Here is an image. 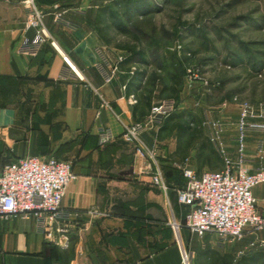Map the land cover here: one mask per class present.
Here are the masks:
<instances>
[{
    "label": "crops",
    "instance_id": "1",
    "mask_svg": "<svg viewBox=\"0 0 264 264\" xmlns=\"http://www.w3.org/2000/svg\"><path fill=\"white\" fill-rule=\"evenodd\" d=\"M23 1L0 0V171L29 156L56 158L71 161L77 179L62 202L69 214L62 224L68 230V247L47 243L32 215L0 217V264H182L181 245L191 249L194 239L201 256L206 249L203 239L216 234L200 238L183 227L179 244L169 225L173 216L184 221L188 209L177 199V190L186 184L181 167L199 171V144L181 158L176 139L164 140L161 147L160 126H152L141 136L147 146L159 148L157 162L150 163L123 140L125 128L147 121L150 111L127 95L134 72L119 68L121 51L97 30L102 0H37L58 50L47 40L30 51L24 45L36 32L25 27ZM195 114L223 161L216 170L224 168L225 158L237 162L240 111L221 112L215 118ZM215 123L221 125L219 135ZM102 128L114 137L106 144L100 143ZM262 140L264 131H248L244 156L251 172L264 167L257 152ZM158 168L166 190L151 184ZM253 194L258 211L264 213V184ZM244 241L241 258L264 252V231L248 232Z\"/></svg>",
    "mask_w": 264,
    "mask_h": 264
},
{
    "label": "rangeland",
    "instance_id": "2",
    "mask_svg": "<svg viewBox=\"0 0 264 264\" xmlns=\"http://www.w3.org/2000/svg\"><path fill=\"white\" fill-rule=\"evenodd\" d=\"M113 1L122 4L123 26H112L110 38L114 45L146 52L149 65L128 70L148 72L144 94L151 95V107L174 100L175 110L188 107L215 118L221 112L239 113L241 103L264 105V0H102V5ZM120 51L122 62L129 52ZM173 75L183 85L179 106L165 91ZM244 239L204 238L212 259L200 256L194 239L187 248L191 264H241Z\"/></svg>",
    "mask_w": 264,
    "mask_h": 264
},
{
    "label": "built area",
    "instance_id": "3",
    "mask_svg": "<svg viewBox=\"0 0 264 264\" xmlns=\"http://www.w3.org/2000/svg\"><path fill=\"white\" fill-rule=\"evenodd\" d=\"M23 4L27 10L25 27L36 32L35 39L24 45V50L30 51L33 46L41 45L51 40V37L37 0H24ZM61 15L62 13L57 14V18ZM50 44L58 50L54 41L51 40ZM64 58L82 79L71 61ZM117 70L118 66L113 69V73ZM175 107L174 100L153 105L147 121L133 123L125 128L123 140L134 144L137 154L144 160L156 163L159 157L158 146H147L141 136L152 126H160L175 111ZM214 126L219 135L222 132L221 125L215 123ZM250 130L264 131V105L254 107L249 103L240 104L239 135L236 139L240 159L237 162L225 158L222 170H208L200 175L187 166L181 167L186 186L177 190V199L188 210L183 222L173 216L169 223L179 244L183 227L193 236L204 238L208 234H216L231 241L241 240L248 232L264 231V213L258 211L253 194L255 187L264 184V167L251 172L245 166V142ZM99 138L101 144H106L114 137L109 129L102 128ZM212 141H216V138H212ZM220 151L225 154L221 146ZM257 152L264 159L263 140L260 141ZM75 179L77 175L73 171V163L56 158L29 156L5 166L0 171V217L32 215L47 243L67 248L68 230L62 224L68 220L69 214L63 210L62 202L68 186ZM151 184L167 189L159 168L151 174ZM181 259L182 264H191V252L182 245Z\"/></svg>",
    "mask_w": 264,
    "mask_h": 264
},
{
    "label": "trees",
    "instance_id": "4",
    "mask_svg": "<svg viewBox=\"0 0 264 264\" xmlns=\"http://www.w3.org/2000/svg\"><path fill=\"white\" fill-rule=\"evenodd\" d=\"M134 3H136V0ZM120 6H122L121 2L113 1L110 5H101L98 8L96 20L97 30L108 45L113 46L116 49L129 52V55L126 57V59L119 63V68L129 71L128 68L134 66L135 64L148 66L149 61L145 51H141L130 46L114 45V41L110 38L109 30L112 26H123V24L119 22V19H121L119 13ZM134 7L139 9L140 4H134ZM147 79L148 72L146 70H135L127 86V95H134L138 99L136 104H143L150 111L151 95L149 93L147 95L144 94ZM169 82L171 84H166L167 87L165 91L170 92L172 96H174L172 98L177 100L179 106L178 95L183 87L181 77L173 75L169 79ZM137 105L134 108V112H136L138 108ZM171 137H174L177 141L176 154L181 158H185L190 150L195 146V143L198 142V175L202 173L201 171L205 166H208L211 169L219 167L221 168L223 164L222 159L217 155L208 137L204 135L200 118L191 109L186 108L181 110L179 107H177V109L172 114L164 119L158 132L159 145L162 147V142ZM185 186L186 184L180 188H184ZM208 255L209 253L205 251L203 254H201V257L209 258L210 256ZM210 258L212 259V257ZM239 262L241 264H264V252L257 251L250 255L242 256Z\"/></svg>",
    "mask_w": 264,
    "mask_h": 264
}]
</instances>
